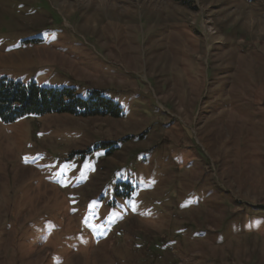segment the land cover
<instances>
[{
    "label": "rangeland",
    "instance_id": "374dc122",
    "mask_svg": "<svg viewBox=\"0 0 264 264\" xmlns=\"http://www.w3.org/2000/svg\"><path fill=\"white\" fill-rule=\"evenodd\" d=\"M189 2L0 0V80L121 112L0 121V264H264V0Z\"/></svg>",
    "mask_w": 264,
    "mask_h": 264
},
{
    "label": "trees",
    "instance_id": "16d2710c",
    "mask_svg": "<svg viewBox=\"0 0 264 264\" xmlns=\"http://www.w3.org/2000/svg\"><path fill=\"white\" fill-rule=\"evenodd\" d=\"M177 1L190 6L189 0ZM68 114L81 118L104 117L118 118L119 108L111 101L102 98L94 91L87 99L75 95L71 89H47L35 84L0 80V121L12 122L27 116Z\"/></svg>",
    "mask_w": 264,
    "mask_h": 264
},
{
    "label": "bare ground",
    "instance_id": "6f19581e",
    "mask_svg": "<svg viewBox=\"0 0 264 264\" xmlns=\"http://www.w3.org/2000/svg\"><path fill=\"white\" fill-rule=\"evenodd\" d=\"M65 8H66V9H68V8H69V6H66Z\"/></svg>",
    "mask_w": 264,
    "mask_h": 264
}]
</instances>
